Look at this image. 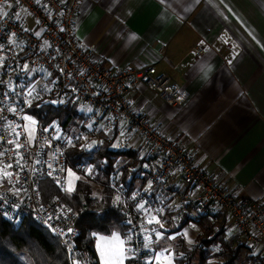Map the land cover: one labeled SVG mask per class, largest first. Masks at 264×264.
Returning <instances> with one entry per match:
<instances>
[{
    "label": "built area",
    "instance_id": "obj_1",
    "mask_svg": "<svg viewBox=\"0 0 264 264\" xmlns=\"http://www.w3.org/2000/svg\"><path fill=\"white\" fill-rule=\"evenodd\" d=\"M81 1L0 0V13H7L0 15V217L12 224L33 219L57 238L70 264H91L92 253L78 246L75 211L57 195L45 198L41 182L48 179L65 190L69 143L92 152L108 138L109 148L123 154L133 151L134 135L143 153L133 162L120 159L107 184L109 205L121 215L129 263L188 264L184 253L169 255L156 245L171 230L198 224L203 216L212 227L207 238L226 226L238 245L254 249L256 264L262 263L264 195L253 198L226 186L224 171L206 172L195 152L133 105L128 96L138 83L174 105L185 102L188 93L153 64L104 66L95 48L75 35ZM192 51L200 55L204 42ZM73 101L97 112L85 136H70L59 124L43 125L32 115L40 106ZM77 167L81 177L94 179V163ZM198 235L191 246L202 244Z\"/></svg>",
    "mask_w": 264,
    "mask_h": 264
},
{
    "label": "crops",
    "instance_id": "obj_2",
    "mask_svg": "<svg viewBox=\"0 0 264 264\" xmlns=\"http://www.w3.org/2000/svg\"><path fill=\"white\" fill-rule=\"evenodd\" d=\"M75 35L104 66L153 64L169 75L188 93L185 102L170 104L138 83L128 96L133 105L195 152L206 172L224 171L226 186L264 195V0H82ZM131 138L142 154V141ZM196 234L202 239L203 229L191 224L166 240L191 246Z\"/></svg>",
    "mask_w": 264,
    "mask_h": 264
},
{
    "label": "trees",
    "instance_id": "obj_3",
    "mask_svg": "<svg viewBox=\"0 0 264 264\" xmlns=\"http://www.w3.org/2000/svg\"><path fill=\"white\" fill-rule=\"evenodd\" d=\"M76 101L65 106L43 105L32 110V115L41 124L57 123L62 131L68 134V127L85 116L80 112ZM108 139V138H107ZM105 140L95 151L86 152L69 143L66 147L67 170L75 172L80 178L76 181L73 192L58 190L48 179L42 180V194L57 195L61 201L76 213V225L80 229L78 246L90 251L93 255L91 264H100L94 248L93 234L112 235L118 232L122 236L121 215L109 205L111 192L108 188L109 173L120 160L135 159L134 151L115 153ZM129 158V159H128ZM107 160L103 163L104 160ZM92 162L97 170L94 179L81 177L78 163ZM98 184V195L92 192ZM198 224L203 229L201 245L189 246L183 240L175 242L176 253H184L188 264H245L247 259L256 264L255 257L244 254L245 246L238 245V236L226 237L220 227L217 235L207 238L212 227L209 218L203 216ZM92 234V236H91ZM165 240L167 237L164 238ZM161 242L156 248H161ZM248 250V249H246ZM169 252V250L165 251ZM126 264H130L126 259ZM0 264H70L64 248L55 236L31 218L12 224L0 217ZM260 264H264V261Z\"/></svg>",
    "mask_w": 264,
    "mask_h": 264
},
{
    "label": "rangeland",
    "instance_id": "obj_4",
    "mask_svg": "<svg viewBox=\"0 0 264 264\" xmlns=\"http://www.w3.org/2000/svg\"><path fill=\"white\" fill-rule=\"evenodd\" d=\"M90 109V110H89ZM79 110L80 112L85 116L84 118L78 119L76 120V122L72 125H70L68 127V135H73V136H85L88 133V130L91 129V127H93L94 123H93V117L97 116V112L86 105H79ZM87 118V119H86ZM69 172L72 173V175H69ZM78 178H80V176H78L75 172L71 171V170H67V174H66V182H65V191L66 192H73L76 186V181L78 180ZM69 187H71V191H69ZM98 184L95 183V187L94 190L92 192L93 195H98ZM116 234L120 237V240L123 241L121 235H119L118 232H113L112 235H100V234H95L94 238H95V242H94V248L95 251L98 255V259L100 264H104V259L105 258H109L108 254L115 249L118 245L115 241H111V237ZM92 236V234H91ZM229 236H231L229 234ZM103 237L106 241H111L110 243H106L104 244V248H105V253L106 256L104 258L101 257V251L100 248L98 247V244L101 243L100 238ZM162 246V250L167 249L169 250V255L174 254L175 253V248L177 247L174 242H169L167 240H163L161 242ZM169 244H171L172 246H169ZM124 247V245H123ZM175 247V248H174ZM248 250L244 249V254L247 253ZM125 259H126V254L124 252V257H123V264L125 263ZM198 264V263H196ZM245 264H252V260L251 259H247Z\"/></svg>",
    "mask_w": 264,
    "mask_h": 264
},
{
    "label": "snow or ice",
    "instance_id": "obj_5",
    "mask_svg": "<svg viewBox=\"0 0 264 264\" xmlns=\"http://www.w3.org/2000/svg\"><path fill=\"white\" fill-rule=\"evenodd\" d=\"M0 15H7V13H0ZM37 35H39V33H37ZM132 38L135 39V37H132ZM69 175H72V173L69 172ZM68 190L71 191L72 190L71 187H69ZM140 207H143V205H141ZM153 219H155V218H153ZM148 223H152V220H149ZM156 223H159V220H156ZM161 227H162V225H161ZM153 231H155V230H153ZM187 234H188L187 232L184 233L185 236H187ZM93 235H95V234H93ZM160 236H161V233L156 232V237L159 238ZM100 240H101V243L98 244V247L100 248L102 258H104L106 256L104 244L110 243L111 241H115L118 245L115 249H113L108 254L109 258L104 259V264H123V257H124V252H125V249L123 247L124 241L120 240V237L116 234H114L111 237V241H106L103 237H101ZM145 241H146L145 246L147 247L148 243L151 242V237L146 235ZM189 242L191 243V241H189ZM165 251H167V250H165ZM157 259H159V257H157Z\"/></svg>",
    "mask_w": 264,
    "mask_h": 264
}]
</instances>
